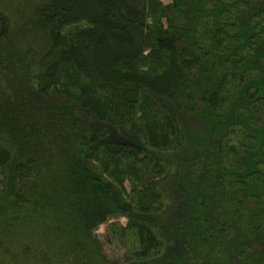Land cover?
Wrapping results in <instances>:
<instances>
[{"label": "trees", "instance_id": "16d2710c", "mask_svg": "<svg viewBox=\"0 0 264 264\" xmlns=\"http://www.w3.org/2000/svg\"><path fill=\"white\" fill-rule=\"evenodd\" d=\"M0 264H264V0H0Z\"/></svg>", "mask_w": 264, "mask_h": 264}, {"label": "rangeland", "instance_id": "374dc122", "mask_svg": "<svg viewBox=\"0 0 264 264\" xmlns=\"http://www.w3.org/2000/svg\"><path fill=\"white\" fill-rule=\"evenodd\" d=\"M170 0H162L163 3H168Z\"/></svg>", "mask_w": 264, "mask_h": 264}]
</instances>
